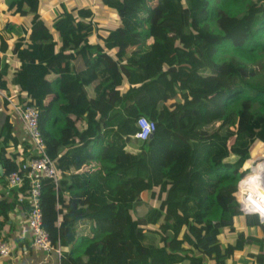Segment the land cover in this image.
<instances>
[{
    "label": "trees",
    "instance_id": "trees-1",
    "mask_svg": "<svg viewBox=\"0 0 264 264\" xmlns=\"http://www.w3.org/2000/svg\"><path fill=\"white\" fill-rule=\"evenodd\" d=\"M101 1L119 17L101 37L109 51L91 38V7L65 6L52 32L40 0L9 6L30 18V28L12 49L15 94L0 64L1 106L16 100L39 111L61 174L57 182L42 179L41 195L44 227L62 249L59 264H228L245 241H222L242 213L235 193L250 175L264 176V159L250 168L252 146L264 142V78L250 72L264 50V0ZM142 116L156 126L148 140L134 137ZM31 149L7 115L4 185ZM18 193L11 190L9 203L0 199L1 228L18 204L29 211ZM144 193L160 203L139 218L134 205ZM25 245L32 247L17 240L13 252ZM250 254L252 264H264L263 255Z\"/></svg>",
    "mask_w": 264,
    "mask_h": 264
},
{
    "label": "crops",
    "instance_id": "crops-1",
    "mask_svg": "<svg viewBox=\"0 0 264 264\" xmlns=\"http://www.w3.org/2000/svg\"><path fill=\"white\" fill-rule=\"evenodd\" d=\"M12 0H0V64L2 67L8 66L6 74L3 78L7 81L8 86L15 94L16 88L11 84L12 74L14 69L18 66V61L13 53L12 49L18 37L23 34L25 28H30V18L28 16L16 15L10 10L9 6ZM101 0H40L39 14L41 19L45 21L46 25L54 32L53 24L54 20L59 13L64 11V8L72 9L79 7H91L94 10V22L96 29L91 35L94 41L100 42L105 51H109L101 39L102 36H106L110 29L118 26V15L101 3ZM99 4L106 9V12L97 11ZM11 24H15L12 28ZM74 64L78 71H82L86 68L85 59L82 55H78L74 59ZM57 75L52 73L49 75V79L53 80ZM126 90V86L124 87ZM2 98H0V131L3 127L7 115H10L11 121L14 125V134L18 137L20 142L30 141L29 134L26 131L24 123L20 114L13 108L5 109L1 106ZM16 102V100H14ZM79 141V138H76ZM64 147L62 150H66ZM264 153V152H263ZM28 154L23 153L22 158H26ZM1 175V173H0ZM256 175V174H252ZM250 175V177H252ZM9 187L4 185L0 181V199L9 202L13 201V195L11 194ZM10 221L9 224L4 227H0L2 231L1 238L10 241L13 245L17 240L28 239L32 246V236L27 225V212L22 209V206L18 204L12 211H9ZM19 249L14 253V259H11L12 264H59L60 258L57 255L52 254L45 261L46 254L35 250L33 247L29 249L27 255H22ZM252 264V263H251Z\"/></svg>",
    "mask_w": 264,
    "mask_h": 264
},
{
    "label": "built area",
    "instance_id": "built-area-1",
    "mask_svg": "<svg viewBox=\"0 0 264 264\" xmlns=\"http://www.w3.org/2000/svg\"><path fill=\"white\" fill-rule=\"evenodd\" d=\"M0 93L3 94L1 91ZM11 106L21 116L26 131L29 134L32 149L30 155L26 157L25 161L22 163V167L17 171L9 173L5 177L7 187L19 190V202L22 203L27 201L29 203L27 225L32 236V247L46 254L45 261L48 260V257L52 254L60 258L62 253L61 247H55L49 232L44 227L41 195L42 179L44 177H50L57 182L61 178V174L55 161L52 160L47 152L46 141L39 127V111L36 106L28 104V102L21 104L14 100H11ZM137 125L139 130L134 137L141 140H148L151 138L156 128L155 122L149 120L145 116L138 119ZM26 182H28V187L23 190L22 188H24ZM236 195L235 193V196ZM237 199L240 203L239 210L244 215H256L259 217L260 222L264 224V217L261 214L247 212L243 209V204L240 202L239 198ZM13 248L14 245L10 241L0 237V260L10 262L11 259H14ZM20 252L23 256L27 255L29 253V248L25 245L21 248Z\"/></svg>",
    "mask_w": 264,
    "mask_h": 264
},
{
    "label": "rangeland",
    "instance_id": "rangeland-1",
    "mask_svg": "<svg viewBox=\"0 0 264 264\" xmlns=\"http://www.w3.org/2000/svg\"><path fill=\"white\" fill-rule=\"evenodd\" d=\"M102 3V2H101ZM99 12H106V9L99 4V7L97 9ZM260 57L257 59V61L252 64L250 67L251 74L255 75V78H264V50L259 51ZM2 98V97H0ZM252 150V159L250 163V168L254 166V163H256L259 159H264V142L257 140L254 145L251 148ZM234 158H231L229 160H233ZM253 171H250L249 174H251ZM264 177V176H262ZM253 178V177H252ZM261 184H264L263 182ZM260 192L255 191V193H252V196L258 195ZM237 194V192H236ZM237 198H240V196L236 195ZM142 201H148V194L144 193L142 197ZM160 201L157 199H152L150 201V204L152 207H159ZM240 204V203H239ZM240 206V205H239ZM254 215L247 216L241 213L237 217L236 231H231L229 229H225L222 235V241L225 245L227 242H232L233 244L237 243V240L240 238L245 239L244 241V247L237 246L236 244V253L234 258L228 260V264H251L253 261L252 254L250 253H256L258 255L264 256V224L261 223V227L253 225L254 221ZM250 222V223H249Z\"/></svg>",
    "mask_w": 264,
    "mask_h": 264
},
{
    "label": "bare ground",
    "instance_id": "bare-ground-1",
    "mask_svg": "<svg viewBox=\"0 0 264 264\" xmlns=\"http://www.w3.org/2000/svg\"><path fill=\"white\" fill-rule=\"evenodd\" d=\"M253 178H249L240 184L237 195L240 196L239 200L243 204V209L247 212H256L264 217V177L262 175H252ZM259 191L256 196H252V193Z\"/></svg>",
    "mask_w": 264,
    "mask_h": 264
},
{
    "label": "water",
    "instance_id": "water-1",
    "mask_svg": "<svg viewBox=\"0 0 264 264\" xmlns=\"http://www.w3.org/2000/svg\"><path fill=\"white\" fill-rule=\"evenodd\" d=\"M3 172H4V169H3L2 162L0 160V173L3 174ZM152 208L153 207L151 206L150 203H148L146 201H138L134 205V212H135L137 217L143 218L149 213V211Z\"/></svg>",
    "mask_w": 264,
    "mask_h": 264
}]
</instances>
